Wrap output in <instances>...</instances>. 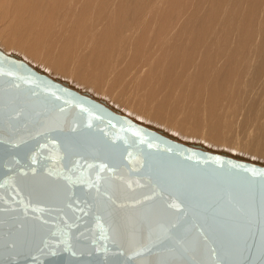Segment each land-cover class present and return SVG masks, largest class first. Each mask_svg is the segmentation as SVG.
<instances>
[{
	"label": "water",
	"instance_id": "1",
	"mask_svg": "<svg viewBox=\"0 0 264 264\" xmlns=\"http://www.w3.org/2000/svg\"><path fill=\"white\" fill-rule=\"evenodd\" d=\"M0 264H264V164L0 48Z\"/></svg>",
	"mask_w": 264,
	"mask_h": 264
},
{
	"label": "bare ground",
	"instance_id": "2",
	"mask_svg": "<svg viewBox=\"0 0 264 264\" xmlns=\"http://www.w3.org/2000/svg\"><path fill=\"white\" fill-rule=\"evenodd\" d=\"M0 48L176 139L264 164V0H0Z\"/></svg>",
	"mask_w": 264,
	"mask_h": 264
}]
</instances>
